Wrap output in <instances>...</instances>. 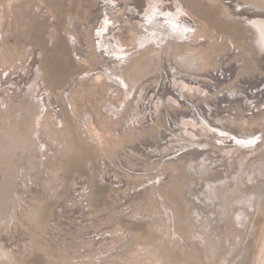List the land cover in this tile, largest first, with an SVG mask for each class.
<instances>
[{
    "label": "rangeland",
    "instance_id": "rangeland-1",
    "mask_svg": "<svg viewBox=\"0 0 264 264\" xmlns=\"http://www.w3.org/2000/svg\"><path fill=\"white\" fill-rule=\"evenodd\" d=\"M250 4L0 0V264H263ZM148 14L195 29L141 44Z\"/></svg>",
    "mask_w": 264,
    "mask_h": 264
},
{
    "label": "bare ground",
    "instance_id": "bare-ground-1",
    "mask_svg": "<svg viewBox=\"0 0 264 264\" xmlns=\"http://www.w3.org/2000/svg\"><path fill=\"white\" fill-rule=\"evenodd\" d=\"M241 13V16L244 20V23L246 24V28L247 30L251 33V35L253 36V39L255 40V46L259 47V48H264V10L262 8H260L259 6H256V5H252L250 4L248 8H244L242 10ZM151 17V18H150ZM143 18V19H142ZM140 20L144 21L145 22V35H140V33H138V35H140V39L139 41H141V44H145L147 41H152L155 37L157 38V36H168L170 29L169 27H171L173 29V31H176L177 33H179V30L181 29L180 26H185L186 30L188 29H195V27L193 26V23H191L190 21H186V20H181V17L177 16V15H172V16H168L166 18H162L160 17L159 15H154L152 17V15H147L145 18L142 16H140ZM182 21H184V23H182ZM109 21L107 19L104 20V22L101 24V26L99 27V31L102 33L106 32L107 30H109ZM183 28V27H182ZM183 31V30H182ZM184 33V32H183ZM176 34V33H175ZM180 35V34H179ZM174 36V35H172ZM78 37V36H77ZM77 37H73L74 40L77 41V44L79 42H81L80 39H77ZM138 41L137 38H135L134 42ZM167 42V41H166ZM161 43V42H160ZM165 44V43H164ZM170 44V43H169ZM168 46V45H167ZM254 46V47H255ZM101 53V55H105L106 54V57H108V59H112L116 57V55L114 56V54H116L115 52H113L112 50H110L109 47L105 48L103 46V44H99V49H98ZM134 50V48H133ZM256 52L258 53V50L256 48ZM124 54V53H123ZM157 58L160 59V57L156 56ZM120 60H122L121 56L119 57H116V63H118ZM106 62L109 61V60H105ZM160 62V61H159ZM185 62V61H184ZM186 64L188 62H185ZM184 63V64H185ZM107 64V63H106ZM169 63H167L168 65ZM190 64V63H188ZM199 65V64H198ZM176 66V65H175ZM178 68V67H177ZM107 68L105 65H103V69H102V72L105 74L107 73ZM171 72V70H169ZM235 73V72H234ZM114 76L112 77V80H114V78H117L116 81L117 82H120L122 83L123 82V79H122V76L121 74L117 73V72H114L113 74ZM214 75V74H213ZM109 76L111 77V75L109 74ZM174 76V75H173ZM218 77L222 78V79H225L226 78V75L225 74H220V75H217ZM170 77V76H169ZM165 78V77H164ZM163 78V79H164ZM110 79V78H109ZM264 80V79H263ZM172 82V81H171ZM177 82V81H176ZM193 84H196L198 85H202L196 81H192ZM264 82V81H263ZM165 83H168L165 81ZM175 83V82H174ZM163 84V82L161 83ZM169 84V83H168ZM177 84V83H175ZM165 85V84H164ZM252 85V84H251ZM255 85V83H254ZM257 85V84H256ZM175 85H173V88L174 90L177 89L176 87H174ZM194 86V87H195ZM178 87V85H177ZM246 88V86H244ZM263 87V88H262ZM256 91H264V85H258L255 87ZM169 90V89H168ZM178 90V89H177ZM180 90V89H179ZM250 91V90H249ZM169 93L173 94L174 91L173 90H169ZM247 93V92H246ZM252 93V92H250ZM254 93V91H253ZM181 95V94H180ZM171 96V95H170ZM173 96V95H172ZM239 97V96H237ZM173 98V97H172ZM180 100V99H179ZM196 113H198V115H202L201 112L199 110H196L195 111ZM211 112V110H210ZM264 135V134H263ZM260 136V135H259ZM228 140L226 141H232V139L229 138V136L227 137ZM250 138V137H249ZM263 138V137H262ZM234 139V138H233ZM247 139V138H246ZM259 139V138H258ZM254 140V138L252 139ZM263 139H261L262 141ZM242 141V140H241ZM239 143V142H238ZM241 143V142H240ZM259 143V142H258ZM253 144V143H252ZM257 144V143H256ZM255 144V145H256ZM259 145V144H258ZM257 146V145H256ZM255 147V146H254ZM251 148V147H250ZM263 248V247H262ZM259 255V254H258ZM264 264V262H263Z\"/></svg>",
    "mask_w": 264,
    "mask_h": 264
}]
</instances>
